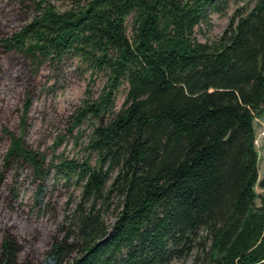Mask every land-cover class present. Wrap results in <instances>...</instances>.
I'll return each mask as SVG.
<instances>
[{
	"label": "trees",
	"instance_id": "obj_1",
	"mask_svg": "<svg viewBox=\"0 0 264 264\" xmlns=\"http://www.w3.org/2000/svg\"><path fill=\"white\" fill-rule=\"evenodd\" d=\"M70 1L58 9L32 0L29 21L0 33V51L21 58L32 78L19 131L2 127L0 264H167L191 253L204 264H264V173L258 181L253 126L264 112V0L205 41L195 29L223 0ZM74 60L107 80L71 115L72 126L106 118L85 145L93 163L53 165L27 140L28 108L40 68ZM52 168L80 184V199L38 258L11 215L22 171L38 181L34 204H49L42 184Z\"/></svg>",
	"mask_w": 264,
	"mask_h": 264
},
{
	"label": "rangeland",
	"instance_id": "obj_2",
	"mask_svg": "<svg viewBox=\"0 0 264 264\" xmlns=\"http://www.w3.org/2000/svg\"><path fill=\"white\" fill-rule=\"evenodd\" d=\"M256 0H223L205 11L204 20L196 27L199 40H212L219 36L233 15L245 13L253 7ZM32 0H0V33L10 34L18 30L31 18ZM58 8L70 6V0H51ZM32 80L28 66L8 52L0 51V171L2 158L8 146V137L2 127L18 132L19 119L23 105L24 91ZM107 77L103 72L91 73L82 65L70 61L56 70L47 65L40 68L35 79V91L28 108L30 125L27 140L38 145L46 153V160L53 165L62 159L80 161L94 155L85 148L88 135L95 123L106 117L91 119L88 116L72 126V114L81 106L84 99H93L102 92ZM41 83H45L44 88ZM127 84L118 86L114 96V106L119 108L126 94ZM254 145L257 151L258 181L264 173V112L254 118ZM12 178L10 171L4 174V183ZM20 190L16 208L11 215L17 219L22 235L31 240L28 249L33 257L40 258L48 248L57 225L71 214L80 199L81 186L74 179L66 180L64 173L52 168L42 184L43 199H49L46 207L34 204L38 181L21 172ZM255 191L261 192L258 182ZM256 203H259L257 198ZM106 222L112 224L111 212L104 215ZM35 246V247H34ZM167 264H204L201 256L194 253L174 258Z\"/></svg>",
	"mask_w": 264,
	"mask_h": 264
}]
</instances>
